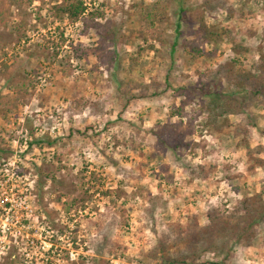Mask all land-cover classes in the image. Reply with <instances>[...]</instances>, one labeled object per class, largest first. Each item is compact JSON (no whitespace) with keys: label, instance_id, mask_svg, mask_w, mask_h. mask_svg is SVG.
<instances>
[{"label":"rangeland","instance_id":"obj_1","mask_svg":"<svg viewBox=\"0 0 264 264\" xmlns=\"http://www.w3.org/2000/svg\"><path fill=\"white\" fill-rule=\"evenodd\" d=\"M84 1L71 20L62 0H0V163L30 214V241L2 264H158L150 253L176 224L201 226L207 209L231 210L264 187V108L240 95L245 112L220 117L204 93L234 90L212 76L232 57L258 60L264 0ZM155 10L165 41L150 38L129 70L140 17ZM201 16L229 35L205 41ZM249 153L263 160L252 170ZM198 165L215 168L203 178ZM256 229L249 246L198 262L264 264V222ZM185 250L168 239L163 254Z\"/></svg>","mask_w":264,"mask_h":264},{"label":"trees","instance_id":"obj_2","mask_svg":"<svg viewBox=\"0 0 264 264\" xmlns=\"http://www.w3.org/2000/svg\"><path fill=\"white\" fill-rule=\"evenodd\" d=\"M90 1L94 2L95 0ZM205 2L207 3L208 1L206 0ZM179 5H181L180 2ZM181 7L179 10L183 11ZM56 9L58 14H63L71 20H76L86 12L87 4L84 0H62ZM164 21H166V17L158 10L141 15L139 32L142 34L144 44H139L135 56L129 59V70L138 64L139 59L146 50L154 48V44L148 41L150 38L162 43L165 41L162 35L164 30L162 24ZM197 22L202 38L208 43L218 44L230 33L227 26L212 27L207 25L202 16L197 18ZM180 26L181 22L178 20L175 28L177 34L179 33ZM112 38L114 42L118 40L117 36ZM175 45L176 43L173 42L172 51ZM190 46L193 50L199 51V47L195 43H191ZM232 49L234 52H242L244 50L237 45L236 47H232ZM257 50L259 53L258 60L248 68L242 66L237 57H232L230 60L221 64L215 71H212V76L219 83V86H221L220 83L222 81H225L233 85L234 90L230 93L222 89L204 92L209 97L207 107L210 113L214 111L213 106L220 107L218 113L220 117H225V115L231 113L240 114L245 112L246 106L239 98L240 95L245 97V100L255 102L264 108V47L259 44ZM139 86L147 87L142 83ZM217 99H219L218 102ZM210 113L209 116L211 115ZM215 118H210L204 126L208 128L211 125L210 121L214 122ZM222 127L223 125H215L214 134H216V129L221 130ZM236 129L240 130V132L243 131L242 128ZM261 132L264 134V128ZM163 142L169 148L179 146L169 142L167 139H163ZM261 148L259 147L256 151L260 152ZM249 159V170L263 163L262 159L255 158L250 153ZM198 168L203 173L202 177L206 178L212 174L215 167L212 165H198ZM194 220H196V217ZM205 220L206 222L201 226L184 227L176 224L174 235L157 239L150 254L155 258L159 255L158 264H208L205 261L198 262L201 255L203 256L207 251L216 253L224 251L228 256V253L234 246H249L257 234V226L264 222V187L260 192L240 199L231 210L218 207L207 209L205 212ZM168 239L172 243L185 242V252L179 254V256L164 255L163 251L167 247Z\"/></svg>","mask_w":264,"mask_h":264},{"label":"built area","instance_id":"obj_3","mask_svg":"<svg viewBox=\"0 0 264 264\" xmlns=\"http://www.w3.org/2000/svg\"><path fill=\"white\" fill-rule=\"evenodd\" d=\"M6 163H0V264L12 246L19 247L30 241V214L27 193L15 189ZM18 186V185H17ZM20 193H17V192ZM44 243V241H41ZM29 256V253L26 254ZM135 264H141L135 261Z\"/></svg>","mask_w":264,"mask_h":264}]
</instances>
